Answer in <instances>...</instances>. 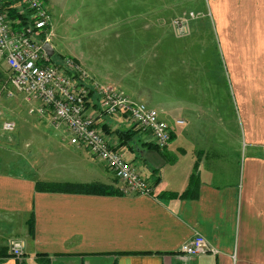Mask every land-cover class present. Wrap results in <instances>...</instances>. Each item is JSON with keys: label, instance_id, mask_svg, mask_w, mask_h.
Listing matches in <instances>:
<instances>
[{"label": "crops", "instance_id": "0c3cea01", "mask_svg": "<svg viewBox=\"0 0 264 264\" xmlns=\"http://www.w3.org/2000/svg\"><path fill=\"white\" fill-rule=\"evenodd\" d=\"M206 12L216 58L183 52L178 82L165 88L178 94L147 102L173 124L167 147L154 146L151 133L134 127L126 114L99 115L96 96L89 103L110 141L126 151L154 193L37 190L38 181H100L119 188L121 182L104 162L73 144L51 114L34 120L75 146L59 144L50 162L39 152L25 153L27 143L21 149L2 128L0 264H264V0H207ZM90 74L101 85L143 96L133 84ZM120 130H132L129 143H122ZM196 163L198 196H163L166 190H187ZM197 235L216 251L184 254L183 244ZM14 238L23 242L19 258L9 250Z\"/></svg>", "mask_w": 264, "mask_h": 264}, {"label": "rangeland", "instance_id": "374dc122", "mask_svg": "<svg viewBox=\"0 0 264 264\" xmlns=\"http://www.w3.org/2000/svg\"><path fill=\"white\" fill-rule=\"evenodd\" d=\"M46 6L54 24L49 34L56 56L78 57L98 83L90 72L133 84L143 96H132L123 88L124 92L146 104L170 91L178 94L165 88L178 82L183 52L205 51L216 58L207 0H46ZM7 79L6 65L0 61V131L4 121H14L16 128L4 130L6 135L21 149L27 143L28 150L23 151L39 152L43 162H50L48 157L54 153L59 155L62 147L55 151L59 144L74 147L34 120L33 100L14 90ZM13 156L22 158L19 152Z\"/></svg>", "mask_w": 264, "mask_h": 264}, {"label": "built area", "instance_id": "2783aa9c", "mask_svg": "<svg viewBox=\"0 0 264 264\" xmlns=\"http://www.w3.org/2000/svg\"><path fill=\"white\" fill-rule=\"evenodd\" d=\"M50 26L45 0H0V61L6 65L9 84L33 100L31 114H51L57 123L64 124L71 142L104 162L120 180L124 193H154L152 183L127 158L126 151L110 141L97 116L89 111V103L96 96L99 115L126 114L134 127L150 132L153 144L161 149L170 144L173 126L145 102L131 98L116 86L92 80L77 58L56 56L54 47L49 54L45 43H51ZM176 122L185 124L186 120ZM15 128L14 121L3 122L5 131ZM9 250L11 255L21 257L23 242L12 239ZM181 251L202 255L216 249L206 236L197 235L184 243Z\"/></svg>", "mask_w": 264, "mask_h": 264}, {"label": "trees", "instance_id": "16d2710c", "mask_svg": "<svg viewBox=\"0 0 264 264\" xmlns=\"http://www.w3.org/2000/svg\"><path fill=\"white\" fill-rule=\"evenodd\" d=\"M46 1V0H45ZM105 127V126H104ZM106 128V127H105ZM104 128V129H105ZM120 139L122 143H129V138L132 137V130L119 131ZM153 146V144H151ZM156 146V145H154ZM157 147V146H156ZM158 148V147H157ZM161 149V148H158ZM156 171V170H155ZM198 163L195 164V172L190 177V186L187 190L182 192L166 190L163 192L165 197H197L198 186L200 183V177L198 175ZM158 183V181H156ZM37 190L42 191H62V192H73V193H94V194H123L121 188L104 182H91V183H74V182H49V181H38L36 184ZM34 214L29 219V226L31 234H34Z\"/></svg>", "mask_w": 264, "mask_h": 264}, {"label": "water", "instance_id": "95a60500", "mask_svg": "<svg viewBox=\"0 0 264 264\" xmlns=\"http://www.w3.org/2000/svg\"><path fill=\"white\" fill-rule=\"evenodd\" d=\"M45 49L49 52V54H52L54 52L53 46L51 43H45Z\"/></svg>", "mask_w": 264, "mask_h": 264}]
</instances>
